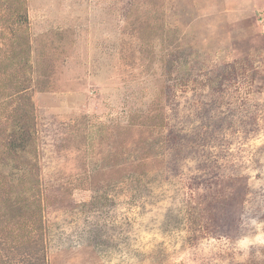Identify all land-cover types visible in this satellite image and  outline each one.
<instances>
[{
	"label": "rangeland",
	"instance_id": "1",
	"mask_svg": "<svg viewBox=\"0 0 264 264\" xmlns=\"http://www.w3.org/2000/svg\"><path fill=\"white\" fill-rule=\"evenodd\" d=\"M0 150L11 264H264V0H0Z\"/></svg>",
	"mask_w": 264,
	"mask_h": 264
},
{
	"label": "trees",
	"instance_id": "2",
	"mask_svg": "<svg viewBox=\"0 0 264 264\" xmlns=\"http://www.w3.org/2000/svg\"><path fill=\"white\" fill-rule=\"evenodd\" d=\"M21 136H23L21 140H23L22 142L24 143V145L26 144L25 141H27L28 145L33 144L32 143L33 131L30 129V127L28 128L25 127L23 130V135ZM13 144H18V142ZM14 146L15 148H13V150L12 149L10 150L16 153L17 147L21 145L19 144ZM17 163H16V159L11 158L6 154H3L0 150V211L2 212V215H0V240L1 239L9 240L8 234H18L23 232L26 233V230H22L23 232H20V226L21 224H26L28 221V219L24 218V216H28V213L26 212L28 196L26 195L25 190H23V188H19V187L15 188V186L7 185L6 183L5 184L1 183L2 180H5V182L7 180L8 171L6 172V169H8V167L11 169L9 173L15 172L14 168H16L19 178L30 173V171H27L24 162H22L21 164L20 163L17 164ZM30 206L33 205L29 204V207ZM32 213L33 211H30L31 215ZM24 235H28V234H24ZM29 240L31 241V243L33 244L35 243L33 238H30ZM9 259L10 257L4 259L3 255L0 254V264H11ZM23 261H24L23 264H30L31 262V260L28 258H25Z\"/></svg>",
	"mask_w": 264,
	"mask_h": 264
}]
</instances>
